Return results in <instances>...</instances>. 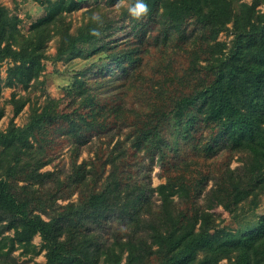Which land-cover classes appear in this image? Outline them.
Returning <instances> with one entry per match:
<instances>
[{"label":"trees","instance_id":"16d2710c","mask_svg":"<svg viewBox=\"0 0 264 264\" xmlns=\"http://www.w3.org/2000/svg\"><path fill=\"white\" fill-rule=\"evenodd\" d=\"M126 1L129 21L118 28L126 31L108 24H87L73 36L61 30L60 53L91 58L73 81L80 102L71 111L47 103L24 126L0 130V262L12 264L13 251L21 248L25 254L45 249V262L36 264H218L223 256L227 264H264V213L235 229L211 225L210 214L192 205L208 176L197 169L186 179L189 162L182 157L185 149L206 157L248 151L247 163L221 170L205 192L209 204L229 212L263 187L264 11L255 6L264 0L236 6L232 0H141L148 13L140 19L130 11L138 0ZM79 5L78 0H57L48 17L32 22L35 36L21 43L15 39L17 18L0 4V65L7 57L15 62L9 79L27 83L38 74L44 27ZM228 22L233 36L226 43L217 35ZM154 25L158 31L150 36ZM150 46L165 52L161 61L169 58L161 64L167 68L161 81L144 70ZM176 46L187 59L180 69L167 50ZM91 75L104 77L109 87L115 79L124 86L130 78L140 80L149 95L144 108H127L121 101L109 105L86 92ZM110 112L116 117L112 124L107 123ZM62 121L79 142L93 127L121 134L107 150L101 171L74 167L68 184L79 189V199L64 205L56 202L63 181L54 171L39 170L46 162L30 142ZM153 162L178 172L152 186ZM175 194L191 206L174 209ZM36 233L39 248L32 241Z\"/></svg>","mask_w":264,"mask_h":264},{"label":"rangeland","instance_id":"374dc122","mask_svg":"<svg viewBox=\"0 0 264 264\" xmlns=\"http://www.w3.org/2000/svg\"><path fill=\"white\" fill-rule=\"evenodd\" d=\"M57 0H0V4L4 5L8 11V15L16 17V41L25 42L29 37L35 36L32 22L38 17H48ZM79 7L71 11H62L57 15L55 22H51L44 27V42L40 50L41 68L36 76L31 77L27 83H22L16 79H9V67L15 62L10 58H4L0 65V130L5 131L11 124L14 126H24L31 118L34 110H41L45 104H56L61 111H71L73 107L80 102L77 97L73 81L74 78L81 75V70L85 69L89 64V60H85L80 56H69L66 52L60 53V40L63 37L61 30L67 31L72 36L79 33V30L85 29V25H105L108 24L112 30L119 28L121 23H127L128 17L124 16V11L128 6L126 0H120L117 3H110L108 0H78ZM242 0H232L236 6ZM250 3L252 0H245ZM255 8L264 11V4L258 3ZM153 29L148 32L150 36L157 33V25L152 26ZM127 28L119 30L121 33ZM232 23L228 22L222 28L217 40L230 42L232 38ZM13 40V39H12ZM63 45V44H62ZM66 45V44H65ZM64 45V46H65ZM149 46V45H148ZM120 47L115 50H119ZM150 53L144 56V70L147 75H150L155 81H161L166 76L167 68L161 66L162 55L159 50L150 46ZM172 53L174 67L180 69L187 64V59L183 50L176 47L167 48ZM160 58V61L158 62ZM158 59V60H157ZM159 63V65H158ZM154 66V67H152ZM151 67L152 70L149 68ZM159 69V70H158ZM153 72V73H152ZM151 73V74H149ZM117 75V74H116ZM103 78H97L96 75H91L86 80V92L95 95L102 101H106L109 105L123 102L127 108L136 107L144 108L145 97H148L146 92H143V84L140 80L132 82L130 78L126 86L120 85L117 79L112 82L109 87L103 81ZM142 86V87H141ZM147 86V85H146ZM148 88V86H147ZM149 89V88H148ZM150 94L151 92L148 91ZM21 107L17 109V107ZM135 108V109H136ZM116 119L113 113H109L107 123L112 124ZM67 124L54 123L47 127V133L37 136L36 139L30 138L32 148L35 150L37 157L45 159V162L40 171H54L60 180L63 181V187L57 193L56 202L64 205L70 201L76 202L79 199V189L74 185L68 184L70 176L74 172L76 165L82 164L85 171L92 169V172L98 173L101 171V162L106 157L107 150L118 137H121L120 132L116 128L112 130H101L99 128H90V134L86 137V141L79 142L75 136L66 132ZM106 129V128H105ZM119 133V134H117ZM2 146L0 145V150ZM143 151H139L142 155ZM182 157L189 162V168L184 172L186 179L190 175H195L196 170H201L203 174L208 176V182L205 190L199 198H196L193 207L199 210L207 211L209 215V223L214 226H228L235 229L240 224L257 218L259 214L264 213V185L255 193L245 197L240 201L232 212L227 211L221 204H209L205 192L214 182V176L221 170L226 168L236 170L240 165L249 161L250 155L245 149L223 150L211 157H206L200 154H195L189 149H185ZM30 160H33L30 158ZM146 157L143 158V161ZM182 162V161H181ZM109 164L105 166V173L108 171ZM177 170L173 168L170 171H164L156 162H153V168L149 171V183L156 186L163 183L167 179V175L173 177L177 174ZM90 173V172H89ZM88 173V175H90ZM25 181H20L19 184ZM66 183V184H65ZM52 187V185L50 184ZM156 204L159 203L157 193L152 196ZM173 208L186 209L191 204L188 199H181L178 195H174ZM44 218L47 215L40 212ZM199 224V223H198ZM197 224V226H198ZM32 241L39 248L41 237L36 233L32 237ZM14 261L12 264H36L43 263L46 260L45 249H40L37 254L22 253L21 248H17L12 253ZM227 257L223 256L219 259L218 264H227ZM0 264H5L0 262Z\"/></svg>","mask_w":264,"mask_h":264},{"label":"clouds","instance_id":"9594fccd","mask_svg":"<svg viewBox=\"0 0 264 264\" xmlns=\"http://www.w3.org/2000/svg\"><path fill=\"white\" fill-rule=\"evenodd\" d=\"M131 14L134 18L140 19L142 16L147 15L148 13V7L146 4L141 2V0H138L135 7L130 10Z\"/></svg>","mask_w":264,"mask_h":264}]
</instances>
